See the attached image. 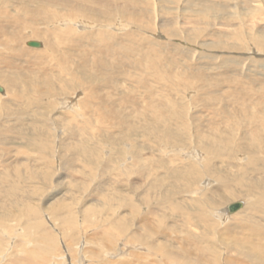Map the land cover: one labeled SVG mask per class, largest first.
Masks as SVG:
<instances>
[{
  "label": "rangeland",
  "instance_id": "1",
  "mask_svg": "<svg viewBox=\"0 0 264 264\" xmlns=\"http://www.w3.org/2000/svg\"><path fill=\"white\" fill-rule=\"evenodd\" d=\"M11 1L0 9V254L264 264V4L67 1L61 18L95 25L58 32L48 53L26 44L46 40L36 4Z\"/></svg>",
  "mask_w": 264,
  "mask_h": 264
},
{
  "label": "bare ground",
  "instance_id": "2",
  "mask_svg": "<svg viewBox=\"0 0 264 264\" xmlns=\"http://www.w3.org/2000/svg\"><path fill=\"white\" fill-rule=\"evenodd\" d=\"M9 1H11V0H8V1H6V0H0V9L4 6H6L7 4V2L9 3ZM67 1L68 2H73V3H75L79 8H83L84 10H94V11H100L101 9H103L104 7H105V5H109V0H12L11 2H15V4H13V3H10L11 4V7H12V9H13V11L14 10H16L17 8H21V7H16L17 5H25V3H27V4H29V3H35L36 4V8H35V13H36V15L41 19V20H44L46 23H49L48 25H38V26H36V30H38L39 28H43V29H45L43 32H41V33H43V35L46 37V40L45 41H41L40 42V40H39V42L41 43V46L39 47V48H41V50H44V49H48L47 51H45V52H48V53H50L49 52V50H51L52 51V49H54L53 47H54V45H56V42H54L55 41V39H57L58 41L57 42H59V40L60 39H58V32H60V31H66V32H69V34L71 33V31L72 32H76L77 31V29H78V31H79V29H81L82 27H92L93 25H95V24H93L92 23V19H89V20H87V19H84V18H79V17H77V16H72L71 14H68V15H66L65 16V19L64 18H61V13H60V9H61V4H65V3H67ZM213 1H216V3H214L210 8H213L214 7V9L213 10H210V9H208L210 12L211 11H214V10H216L217 12H222L223 10H227V7L226 6H223V3H224V1H226V0H213ZM232 1V3L233 4H236V1L237 0H231ZM246 1V0H245ZM248 1V0H247ZM252 1H258L259 3L261 2V4H264V0H250V5L251 4H253V3H251ZM242 2H243V0H242ZM227 4H231V2L230 3H227ZM255 4V3H254ZM257 4V3H256ZM92 5H95L94 7L92 6ZM7 6H9V5H7ZM252 6V5H251ZM255 6H257V5H253V7H255ZM14 7H16V8H14ZM6 9H10V8H8V7H6ZM4 12H6V10L4 11ZM54 12H56V13H58L59 15H55L54 14ZM1 14L3 13V11H1L0 12ZM5 14H7V13H5ZM251 14V13H250ZM261 14H263V12H261L260 13V16H261ZM255 15H257V14H255ZM259 16V17H260ZM203 17H207V15H203ZM203 17H202V19H203ZM213 17L215 18L214 20H219V21H221V19H222V17L220 16V15H213ZM15 18V20H13V21H15V22H13V23H11L12 21H11V19L10 20H7V21H9V23L8 24H10L9 26H10V28L11 29H14L15 28V26H13L12 27V25L11 24H13L14 25V23H15V25H18V17H14ZM253 18H256V16H251V19L253 20ZM205 19V18H204ZM257 19V18H256ZM57 21V23L58 24H54L55 22ZM62 24H64V26L63 27H61V25ZM53 25V26H52ZM7 26V25H6ZM5 26V27H6ZM52 26V27H51ZM4 27V28H5ZM51 27V28H50ZM117 29H121V28H119V27H117ZM2 30V29H1ZM16 30V29H15ZM3 31V30H2ZM7 31H8V33H9V29L7 28ZM6 31V32H7ZM81 31H84V30H82L81 29ZM80 31V32H81ZM5 32V33H6ZM4 33V32H3ZM85 35H88V34H90V32H86V33H84ZM3 35L4 34H1V36L3 37ZM8 35V34H7ZM36 35H39V34H36ZM75 35V34H74ZM84 35V36H85ZM34 37H36L35 35H34ZM54 37H55V39H54ZM1 39V38H0ZM30 40H32V39H30ZM2 41H4V40H2ZM9 41V40H8ZM29 40H27L26 41V44H27V42H28ZM38 41V40H37ZM75 41V40H74ZM62 42V41H61ZM8 43V42H7ZM3 45H4V43H3ZM28 45V44H27ZM5 46L6 45H4V48H5ZM8 46V45H7ZM31 47H33V46H31ZM39 48H38V50H39ZM56 48V47H55ZM34 49V48H33ZM37 49V48H36ZM70 49V48H69ZM56 51V50H55ZM6 52V51H5ZM43 52V51H42ZM57 54V53H56ZM53 57V56H52ZM48 59H49V56H48ZM57 62H59V61H56V64H59V63H57ZM50 64V63H49ZM0 87L2 88V91H0V95H4V94H6L7 93V91H6V89H5V87H3V86H1L0 85ZM79 94V93H78ZM71 96V95H70ZM73 98V97H72ZM67 102L68 104L70 103L71 104V107L73 108V109H75L74 107V105H75V101H72V102H68L69 100L67 99H65L63 102ZM66 103V104H67ZM63 104V103H62ZM74 104V105H73ZM65 107V106H64ZM73 109H70V110H73ZM80 109V108H79ZM79 109H77V110H79ZM76 113H77V111H76ZM80 113V112H79ZM79 115V114H78ZM184 153V152H183ZM181 154V153H180ZM184 154H186V152L184 153ZM190 154V153H189ZM185 156V155H184ZM193 157V156H192ZM196 157V156H195ZM212 181V180H211ZM230 204V203H229ZM243 205V204H242ZM242 207V206H241ZM226 210H227V208H226ZM240 210V209H239ZM228 212V211H227ZM234 213V212H233ZM227 214V213H226ZM228 214H229V212H228ZM223 215V214H222ZM226 217H231V216H229V215H226ZM226 217H225V219H226ZM2 232H0V234H1ZM5 233V232H4ZM2 235V234H1ZM4 235V234H3ZM2 235V236H3ZM6 235V234H5ZM24 236V235H23ZM4 237V236H3ZM18 238H20V237H18ZM23 238V237H22ZM24 239V238H23ZM22 239V240H23ZM27 241V240H26ZM9 242H11V241H8V243ZM7 243V244H8ZM23 243H25V240L23 241ZM27 243V242H26ZM14 244H16L15 246L16 247H18L17 246V243H13L12 245H14ZM65 244V243H64ZM15 246H13L14 248H16ZM46 246L49 248H51L52 247V245H49L48 246V244H46ZM10 247H11V245H10ZM67 247V246H66ZM80 247V246H79ZM13 248V249H14ZM24 248V247H23ZM28 248V247H27ZM53 248H54V246H53ZM52 248V249H53ZM58 248V247H57ZM63 248V247H62ZM62 248H61V250H62ZM82 248V247H81ZM80 248V249H81ZM125 248H127V247H125ZM129 248H130V246H129ZM16 249H19V248H16ZM35 249V248H34ZM252 249H254V248H252ZM26 250V249H25ZM56 250H58V249H56ZM55 250V251H56ZM79 250V249H78ZM81 250H83V249H81ZM125 250V249H124ZM257 250V248H255L254 249V252L255 253H257V254H261V253H259V252H257L256 251ZM6 251V250H5ZM12 251V250H11ZM14 251H15V249H14ZM13 251V252H14ZM59 251V250H58ZM63 251H65V250H63ZM62 251V252H63ZM70 251V250H69ZM131 251V250H130ZM8 252V256H9V253H12V252H9V251H7ZM16 252V251H15ZM122 252V251H121ZM25 253V252H24ZM69 254H68V256L69 255H71L70 254V252H68ZM77 253H79V252H77ZM125 253H126V251H125ZM14 254V253H13ZM37 254V253H36ZM55 254V253H54ZM5 255V254H4ZM4 255H2V254H0V263H1V261H3L4 260V258H5V256ZM21 255V254H20ZM25 255H27V254H25ZM61 254L60 253H56V255H55V257L53 258L52 256V258L53 259H55L56 258V262L58 263V264H76V259L75 258H73V260H69V258H64L65 257V255L66 254H62L63 256V258L62 257H59ZM125 255V254H124ZM11 256V255H10ZM73 256V255H72ZM79 256H80V258L78 259V261H80V262H84L85 260H87L86 259V257L82 254V252H81V254H79ZM39 257V256H38ZM67 257V256H66ZM262 257H264V256H262ZM14 258V257H13ZM43 258V257H42ZM50 258V257H49ZM59 258V259H58ZM60 258H62V259H60ZM71 259H72V257H70ZM260 258V257H259ZM3 259V260H2ZM6 260H4V262L6 261L7 263L10 261L11 262V260L12 259H10V258H5ZM7 259H9V261L7 260ZM17 259L18 258H14L13 260L16 262L17 261ZM28 259H29V257H28ZM31 259H32V257H31ZM44 259V261H43V263L41 262H39V261H37V262H39L40 264H57V263H54V261L52 260V259H49V260H47L46 258H43ZM58 260V261H57ZM69 260V261H68ZM83 260V261H82ZM11 262V263H15V262ZM26 261V260H25ZM77 261V262H78ZM3 262V263H4ZM31 262V261H30ZM60 262V263H59ZM86 262V261H85ZM95 262H97V261H95ZM95 262H87V264L88 263H91V264H94ZM33 263V262H32ZM9 264V263H8ZM16 264V263H15ZM31 264V263H30ZM81 264V263H80ZM83 264V263H82ZM99 264V263H98Z\"/></svg>",
  "mask_w": 264,
  "mask_h": 264
},
{
  "label": "water",
  "instance_id": "3",
  "mask_svg": "<svg viewBox=\"0 0 264 264\" xmlns=\"http://www.w3.org/2000/svg\"><path fill=\"white\" fill-rule=\"evenodd\" d=\"M27 44H28L29 46H33V47H40V46H41V43H40L39 41H37V40H29V41L27 42ZM0 91H2V88H1V87H0ZM242 204H243V203H242L241 200H239V201H235V202H232V203H230V204H228V205L226 206L227 211H228L229 213H232V212L238 210V209L242 206Z\"/></svg>",
  "mask_w": 264,
  "mask_h": 264
}]
</instances>
